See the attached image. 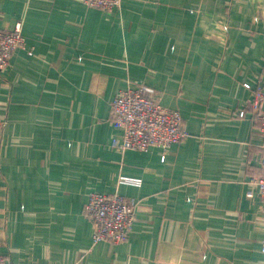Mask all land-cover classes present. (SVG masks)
Returning <instances> with one entry per match:
<instances>
[{"label": "crops", "instance_id": "crops-1", "mask_svg": "<svg viewBox=\"0 0 264 264\" xmlns=\"http://www.w3.org/2000/svg\"><path fill=\"white\" fill-rule=\"evenodd\" d=\"M19 23L33 55L0 72V256L264 264L262 139L247 107L264 81V0H124L113 13L0 0V30ZM129 85L181 114L189 135L165 157L112 146L111 103ZM116 192L136 201L135 222L124 243L94 245L88 195Z\"/></svg>", "mask_w": 264, "mask_h": 264}, {"label": "built area", "instance_id": "built-area-1", "mask_svg": "<svg viewBox=\"0 0 264 264\" xmlns=\"http://www.w3.org/2000/svg\"><path fill=\"white\" fill-rule=\"evenodd\" d=\"M82 1L89 8L113 13L120 9L124 0ZM19 50H26L29 55H33V50L27 48L21 23L14 30H0V72L9 68L14 54ZM246 87L252 89L249 84ZM155 95L153 89L142 85H129L116 95L111 103V124L121 132V136L114 138L113 147L121 152H149L158 148L165 157L173 145L188 137L189 132L179 111L162 106ZM247 107H250L262 139V173L253 179V184L257 186L258 194L264 201V81L260 80L252 90ZM239 115H244V111ZM7 123L6 119L0 117V133ZM120 183L140 186L142 181L121 177ZM248 197L253 198V193H248ZM84 214L94 225V245L100 242L118 245L127 240L128 232L135 222L136 201L118 192L110 195L90 193L84 206ZM262 252L264 253V245ZM0 264L11 263L0 256Z\"/></svg>", "mask_w": 264, "mask_h": 264}]
</instances>
